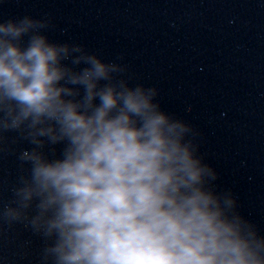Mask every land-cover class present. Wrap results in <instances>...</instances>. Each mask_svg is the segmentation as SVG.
I'll return each instance as SVG.
<instances>
[{
  "label": "clouds",
  "instance_id": "9594fccd",
  "mask_svg": "<svg viewBox=\"0 0 264 264\" xmlns=\"http://www.w3.org/2000/svg\"><path fill=\"white\" fill-rule=\"evenodd\" d=\"M44 26L0 23V129L37 146L21 155L31 178L6 216L27 218L38 199L31 223L55 236L45 250L55 264H264V238L238 215L228 219L232 199L222 197V208L204 190L214 173L181 143L189 129L157 111L155 91L114 82L121 69L95 55L75 57L90 65L76 71L62 61L82 49L38 33L22 49L21 37ZM69 85L83 86V98ZM41 138L66 141L64 158L48 160Z\"/></svg>",
  "mask_w": 264,
  "mask_h": 264
}]
</instances>
